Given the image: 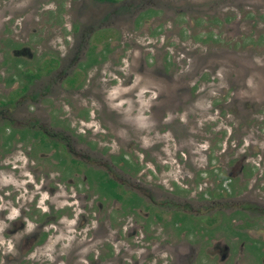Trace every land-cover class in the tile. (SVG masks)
<instances>
[{
	"label": "flooded vegetation",
	"instance_id": "obj_1",
	"mask_svg": "<svg viewBox=\"0 0 264 264\" xmlns=\"http://www.w3.org/2000/svg\"><path fill=\"white\" fill-rule=\"evenodd\" d=\"M83 1L71 3L82 5ZM115 1L91 0V8ZM75 24H69L68 30L75 29ZM77 24L83 29L81 22ZM107 25L96 19L86 27L93 41L102 42L98 52L94 43L88 47L87 36L76 31L72 43L61 41L63 49L55 44L53 52L35 54L32 64L15 61L8 71L1 58L5 75L0 98V171L6 175H0V264H264V229L252 224L254 218L264 217V171L252 165H259L252 157L262 151L251 140L244 143V138H232L230 133L225 137L223 132L218 133V142L214 135L199 137L197 141L205 144L198 152L203 165L176 157L191 170L189 181L187 175L185 182L152 181L147 169L120 149L108 154V165L103 157L92 160L88 140L103 141L108 133L83 130L86 112L73 121L50 115L62 95L69 110L70 100L76 103V95L83 92L106 106L104 94L119 84L126 66L118 55L109 59L111 50L103 40ZM17 53L31 57L26 48ZM137 88L129 90L133 114L140 103ZM162 90L148 82L140 92L144 100L140 116L154 134L159 130L162 134L168 120L179 119L180 112L174 110L182 105L181 91L168 97ZM171 102L174 107L169 111ZM15 106L21 109L22 122L4 115ZM32 106L37 117H30ZM114 114L120 118L119 111ZM160 134L157 137L164 142ZM130 136L142 140L139 131ZM78 143L87 145L77 147ZM103 149L104 145L95 149L97 157ZM236 159L240 161L237 169ZM154 161L155 169L163 168L162 160ZM260 163L263 168L264 162ZM60 186L65 196L58 192ZM237 189L246 190L241 193L242 203L232 208Z\"/></svg>",
	"mask_w": 264,
	"mask_h": 264
},
{
	"label": "rangeland",
	"instance_id": "obj_2",
	"mask_svg": "<svg viewBox=\"0 0 264 264\" xmlns=\"http://www.w3.org/2000/svg\"><path fill=\"white\" fill-rule=\"evenodd\" d=\"M78 4L71 0H0V98L5 65L6 70L12 71L15 61L32 64L35 54L51 53L55 44L63 49L61 41L72 43V32L76 31L82 37L87 36L88 47L94 43V51L98 52L102 42L93 41L86 27L91 21L103 20L109 24L103 27L108 30L103 40L111 50L110 61L118 55L126 65L122 67L119 84L112 85L104 94L106 106L83 92L76 95V103L64 95L73 105L71 110L61 101L62 95L50 111V115L70 121L81 119L78 113L86 112L83 130L86 127L89 134L108 133L103 141L88 140L93 150L88 154L93 161L103 157L108 165V154L120 149L127 157L136 159L142 169H147L152 181L185 182L183 177L189 176V181L191 170L178 163L176 157L203 165V155L198 152L205 144L197 138L214 135L218 142V133L223 132L225 137L230 133L232 138H244V143L251 140L262 151L252 157L259 165H252L256 171H264V163L263 168L260 163L264 162V0H117L113 4L103 3L99 9L91 8V0ZM71 23H76L75 29L68 30ZM22 48L31 54L30 59L17 53ZM148 82L162 86L168 97L182 92L178 98L182 105L174 110L180 112L179 119L168 120L162 134L161 130L156 134L149 131L140 116L144 106L140 92ZM133 86L138 87L140 100L136 114L132 113L129 91ZM172 107V102L168 103L169 111ZM34 109V106L28 109L30 117H37ZM116 110L120 118L115 116ZM20 113L21 109L15 106L4 115L22 122ZM132 131H139L142 140L131 139ZM158 134L164 137V142L159 141L162 138ZM103 145L102 156L97 157L95 149ZM157 159L164 162L162 169H155ZM236 160L235 169L240 164ZM0 175L6 173L0 171ZM149 179L148 176L144 180ZM246 189H237L232 195V208L242 203L241 193ZM58 192L65 196L61 186ZM252 224L255 229H264V217L254 218Z\"/></svg>",
	"mask_w": 264,
	"mask_h": 264
}]
</instances>
